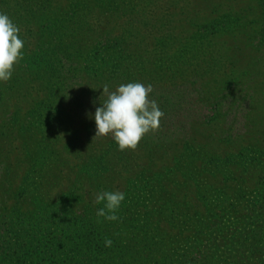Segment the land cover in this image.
<instances>
[{
  "label": "trees",
  "instance_id": "trees-1",
  "mask_svg": "<svg viewBox=\"0 0 264 264\" xmlns=\"http://www.w3.org/2000/svg\"><path fill=\"white\" fill-rule=\"evenodd\" d=\"M138 11L134 0H0L24 41V58L0 82V264H264L263 149H245L236 165L216 140L194 137L180 145L147 135L120 151L111 136L92 137L95 121L79 125L82 99L103 101L104 84L204 80L212 64L197 47L215 36L246 37L256 57L229 63L208 100L231 86L264 96V0L213 11L179 42L185 49L171 37L143 45ZM105 14L135 29L100 34L90 19ZM116 190L120 219L97 222L95 195Z\"/></svg>",
  "mask_w": 264,
  "mask_h": 264
},
{
  "label": "rangeland",
  "instance_id": "rangeland-1",
  "mask_svg": "<svg viewBox=\"0 0 264 264\" xmlns=\"http://www.w3.org/2000/svg\"><path fill=\"white\" fill-rule=\"evenodd\" d=\"M134 1L137 4V10H139V19L144 25L142 27L143 32L139 36L141 38L143 35L148 36V39L141 40V43L147 47L150 44L159 47V43L165 42V39L171 37L174 43L178 42L172 47L173 49L179 46L185 49L183 44L179 42L186 40L188 42L190 37L193 39L197 35L198 25L205 23L207 19L212 17L213 11H216L215 14L218 17V10H230L232 8L234 11H241L249 3V0ZM105 16L101 19L96 16L94 19H90V23L100 30V34L105 33L106 29L115 33L114 35H120L119 33L124 28L135 29L131 23L127 22L128 18L119 19L114 16ZM105 19L109 22L106 23ZM242 37V35L215 36L210 38V42H206L202 47H197L199 51L209 55L208 62L212 64L208 68L209 72L207 71L209 75L204 80H202L204 74H200V76L195 75L174 81L162 79L154 82L159 87L153 86V92L149 98L158 103L164 117L160 121L159 129L150 131L145 136L149 135L168 143L173 141L180 145L190 137H194L196 143L204 145L216 140L215 146L219 148L220 152L226 157L231 156V165L239 164V161L243 160L240 154L247 148L254 146L258 147L260 151L264 150V96L256 98L253 92L247 95L244 89L228 94L231 89L236 87L231 86L230 89L219 94V99L216 100L214 96H211V100H208L210 97L208 93L217 90V88L221 89L222 82L225 81L226 83L228 80V78L226 79L227 74L234 69L230 65L231 62L236 63L238 61V65L242 67V55L247 53V57L250 58L249 52L254 53L249 39ZM248 44L249 47H246ZM255 57L256 54L254 53ZM212 59L215 60L212 62ZM215 61L217 63L213 64ZM198 67L203 71L206 69V63ZM200 73L202 72L200 71ZM78 80L76 79L74 83L71 81L70 84H75ZM170 84L169 87L161 88L163 85ZM101 98L103 101L106 99L104 96ZM82 100L84 104L79 111L82 114L79 125L82 122L86 123L87 119H90L91 122L95 121V115L90 118L88 114L92 113L94 103L103 102L98 99ZM218 100L219 102H216ZM215 105H218V108ZM91 131L93 132L92 137H95V123ZM138 155L141 156V154ZM139 163L143 164L144 161L140 160ZM259 163L264 164V156H259ZM237 168L234 167L235 170ZM258 177H264V170Z\"/></svg>",
  "mask_w": 264,
  "mask_h": 264
},
{
  "label": "clouds",
  "instance_id": "clouds-1",
  "mask_svg": "<svg viewBox=\"0 0 264 264\" xmlns=\"http://www.w3.org/2000/svg\"><path fill=\"white\" fill-rule=\"evenodd\" d=\"M20 31L6 13L0 12V82L9 81L15 65L24 58ZM102 89L106 99L95 110L94 139L111 136L120 151L135 150L143 136L159 129L164 113L158 103L149 98L153 92L151 84L130 82L118 85L115 90L104 84ZM124 200L125 194L119 190L97 193L94 202L104 205L96 212L97 222H100L99 218L118 221L120 218L116 213ZM104 243L111 247L113 241L106 237Z\"/></svg>",
  "mask_w": 264,
  "mask_h": 264
}]
</instances>
